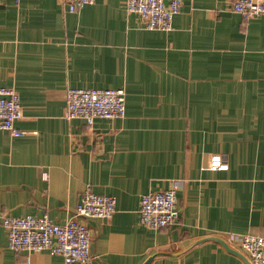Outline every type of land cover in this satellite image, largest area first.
I'll return each instance as SVG.
<instances>
[{
    "label": "crops",
    "instance_id": "0c3cea01",
    "mask_svg": "<svg viewBox=\"0 0 264 264\" xmlns=\"http://www.w3.org/2000/svg\"><path fill=\"white\" fill-rule=\"evenodd\" d=\"M125 2L74 12L60 0H2L0 86L20 95L24 135L0 129V264H66L10 249L2 218L65 223L88 187L115 196L116 211L84 219L93 259L71 264H252L209 238L264 235V14L183 0L172 29H147ZM70 87L124 88L125 116L67 119ZM216 153L227 170L209 168ZM173 179L174 223L144 225L142 195Z\"/></svg>",
    "mask_w": 264,
    "mask_h": 264
},
{
    "label": "built area",
    "instance_id": "2783aa9c",
    "mask_svg": "<svg viewBox=\"0 0 264 264\" xmlns=\"http://www.w3.org/2000/svg\"><path fill=\"white\" fill-rule=\"evenodd\" d=\"M96 0H60L70 11H78ZM2 0H0V5ZM183 0H126L129 13H137L147 29L170 30L173 19L181 10ZM234 11L244 19L264 14V0H231ZM126 114L124 88L70 87L66 94L64 116L67 119L85 118L92 125L98 117L121 118ZM22 115L21 98L12 86H0V129L13 136L24 131L16 122ZM209 168L227 170L229 163L220 153L213 154ZM47 177V174H45ZM180 179H173L162 190L149 191L140 202L141 222L150 228H164L174 223ZM117 199L113 195L94 192L90 187L82 193L81 202L65 223L54 221L48 213L24 216L4 215L2 224L8 233V247L15 251H42L64 257L66 264L88 263L93 234L85 218H109L116 211ZM227 244L237 245L246 252L252 264H264V235L229 231L220 236Z\"/></svg>",
    "mask_w": 264,
    "mask_h": 264
},
{
    "label": "water",
    "instance_id": "95a60500",
    "mask_svg": "<svg viewBox=\"0 0 264 264\" xmlns=\"http://www.w3.org/2000/svg\"><path fill=\"white\" fill-rule=\"evenodd\" d=\"M209 239L216 240V241L220 242L222 245H224L225 247L229 248V246L227 245V243L222 238L213 236V237H211Z\"/></svg>",
    "mask_w": 264,
    "mask_h": 264
}]
</instances>
